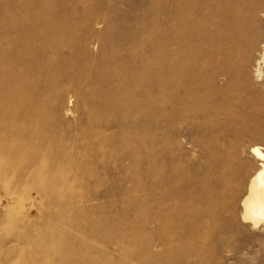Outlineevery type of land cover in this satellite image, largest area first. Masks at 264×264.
Segmentation results:
<instances>
[{
  "label": "bare ground",
  "instance_id": "bare-ground-1",
  "mask_svg": "<svg viewBox=\"0 0 264 264\" xmlns=\"http://www.w3.org/2000/svg\"><path fill=\"white\" fill-rule=\"evenodd\" d=\"M17 1L16 15L0 23V172L60 193L87 187L99 176L94 166L108 171L120 157L115 167L140 182L141 201L136 196L121 216L97 215L99 206L72 205L59 194L53 199L61 204L56 220L66 228L49 230L38 253L14 260L6 249L1 258L11 264L25 258L29 264H207V224L218 223L217 234L233 226L221 214L241 203L243 220L264 224V147H248L245 138L253 132L245 135L244 129L264 104L260 93L249 97L254 78L262 75L260 63H252L255 53L264 61V41L257 36L258 43L243 50L239 34L260 26L264 0H151L147 15L143 11L147 18L135 26L143 31L125 36L117 25H105L101 12L86 9L75 18L79 23H68L88 0H63L58 8L57 0ZM78 26L84 33H76ZM200 32L203 37L194 36ZM197 39L207 42L206 83L180 77L193 66L181 52L193 59ZM148 45L152 53L145 51ZM96 47L110 48L105 60L124 66L118 77H58L65 72L44 62L53 53L67 50L72 58ZM156 58L164 63L154 72ZM80 102L88 120L68 141L62 129L72 127L68 116L78 113ZM113 110L124 116L109 117ZM33 217L29 213L28 220ZM39 229L20 228L30 236ZM28 244L15 247L25 253Z\"/></svg>",
  "mask_w": 264,
  "mask_h": 264
},
{
  "label": "rangeland",
  "instance_id": "rangeland-1",
  "mask_svg": "<svg viewBox=\"0 0 264 264\" xmlns=\"http://www.w3.org/2000/svg\"><path fill=\"white\" fill-rule=\"evenodd\" d=\"M61 1L63 0H57L54 6L58 8L59 4H63ZM149 2H151V0H88V3L85 5H77L78 8H74V11L72 8H70V10L77 13V15L68 16L67 22L71 25L74 23H79L78 19L77 22H75V18L82 17L84 14L83 11L87 9L89 13L96 14L101 12L100 14L105 19V25L108 24L112 27V24L117 25L116 30H118L120 36H125L126 34L130 35L132 32L143 31L141 29H136V25L141 23V21H145L147 18V10L150 8L149 5L151 4ZM161 2L162 4L165 2L167 4L169 1L162 0ZM17 5V0H0V23L7 22L10 18L16 15ZM55 7L52 9V6H50L48 9L52 12H56ZM143 11L146 15H144ZM109 18H111V20ZM258 25L260 26L257 28L246 27L244 30L239 31L241 36H245L243 50H245L244 46H247L249 43L253 42V40H255V42L258 40L260 42L264 41V20L262 22L259 21ZM101 27L103 32H107L109 34H113L114 32L106 31L103 26ZM78 28L75 29L77 34L84 33L81 27L79 29ZM248 28L252 29L253 32ZM260 28L261 30H259ZM254 30L256 31L255 33ZM262 30V33H257V31L259 32ZM147 32L148 34L152 33V31ZM194 36L203 37L204 32H200L199 35L194 33ZM257 36L261 37L257 40ZM152 47V45H148L145 51L152 53ZM182 47H184L183 43L179 42L178 48L180 50L184 49ZM109 49L110 48H103L102 50L104 51H101V48L99 49L96 47L93 48L90 53L85 54L78 50L75 51V54L72 58L69 57V52L65 50L61 52L63 54L60 55L53 53L50 59H47L44 62H51V67L53 69L65 72L63 76L56 75L58 77L78 76L114 78L118 77L116 73L122 72L119 70H122L124 66H121L119 62L113 63L110 58L109 61L105 60L106 56H109L107 51ZM241 51L242 48L240 50V56H242ZM192 54L193 56L195 55L193 59L192 57L189 58V51L186 53L185 51L181 52L182 57H187V60H189L186 63L191 61L193 66L191 65V68H189V70L187 69L186 73L180 77H202V83H206L207 60L204 58L207 54V42L204 41V39H197ZM148 55L149 54H147V56ZM260 58L261 56L256 53L253 56L254 61L252 64L254 66L258 62L260 63V66L262 67H260L262 70V75L259 80L254 78V90H252V93L249 97H256V93H260V95L264 98V61ZM162 60L163 59L161 58H156L154 60L152 59L154 65L152 63L151 64L153 65L154 72L160 70L161 65L164 63ZM181 61L184 60H180V64ZM201 66L203 69H200ZM53 69L51 70L54 71ZM127 70L130 73H135L134 68L127 67ZM253 70H255V68H253ZM24 71L25 73H28V77H32V73L28 71V67H25ZM57 74L60 73L58 72ZM90 87L92 90H97L95 89V83H92ZM153 88L155 90V87ZM149 90L151 92L150 88ZM96 93L98 94V90ZM107 94L114 96L115 93L107 92ZM153 104L154 103H150L151 106ZM150 108L151 107H149V109ZM257 108L259 109L258 116H253L244 124V129H246L245 135L246 133L248 134L249 132H253V135H249L247 138H245V144L248 147H252L254 145H260L261 147H264V104H258ZM83 109L84 105L82 102H80L78 113L76 112L68 116L69 121H71L72 124L74 123L72 127L67 126L62 129L63 132L67 134L68 141H72L74 140V137H78L80 135V133L77 131L78 127L85 125L86 121L88 120L87 117L85 118L82 115ZM107 115L112 118H121L124 116V113L113 110L109 111ZM114 125H116V122ZM121 160L122 159H120V157H115V159L110 161L108 164L110 165V170L108 171L103 170L100 168V166H94V168L96 167V173L99 174V176L95 178L96 180L91 179L88 181V186L83 189H77L74 191H69L67 189L61 191L60 193L59 191L55 190L39 191V189L29 187L30 181L24 177L0 172V252L7 249V252L14 260H18L20 257L27 258V252L32 254L40 252V249L37 245L42 243L49 230L65 229L66 226L56 220V215H58L61 211V204L57 202L54 203L53 199L59 194H63L68 199H70V203L72 205L73 203H76L80 207L99 206L102 209L97 212V215L103 213H112L113 215L121 216L123 215V211H126V209L132 205L133 200L136 199V196L138 197L139 204L141 201L140 182L132 180L131 177L124 175L125 172L115 167V164L120 163ZM16 163L20 164V161H16ZM260 163L261 162L257 163V167H259ZM153 176H156V173ZM125 188L134 190V192L122 195L121 193L123 190H125ZM41 197H47L49 199L44 198V200H42ZM29 213L34 214L35 218L33 217L31 220H28ZM152 216H155V214H152ZM228 216L231 217L233 226L230 229H227L226 232L222 231L221 233L217 234V230L220 228V225H218V223L207 224V264H264V224L255 227L250 221L243 220L241 203L238 204L237 211L232 210L225 215H220V217L227 218ZM130 217L131 219L137 218L135 215H131ZM140 221L141 217L139 213L138 222ZM25 223L30 224L31 227L40 224L41 229H39V233L30 236V234L22 232L20 228L25 225ZM235 223L236 225H234ZM17 242H21L25 245L29 242L27 246L23 247L25 253H22V251L15 247ZM26 258L23 259L22 262L20 260V264H29L31 262ZM143 259L145 262H147L144 257ZM0 264L11 263L5 261V259L1 258L0 256Z\"/></svg>",
  "mask_w": 264,
  "mask_h": 264
}]
</instances>
